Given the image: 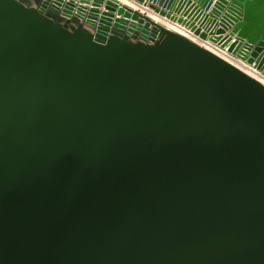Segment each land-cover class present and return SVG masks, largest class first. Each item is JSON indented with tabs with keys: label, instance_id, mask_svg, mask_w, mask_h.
Instances as JSON below:
<instances>
[{
	"label": "water",
	"instance_id": "95a60500",
	"mask_svg": "<svg viewBox=\"0 0 264 264\" xmlns=\"http://www.w3.org/2000/svg\"><path fill=\"white\" fill-rule=\"evenodd\" d=\"M0 0V264H264V0ZM141 9V11H140Z\"/></svg>",
	"mask_w": 264,
	"mask_h": 264
},
{
	"label": "built area",
	"instance_id": "2783aa9c",
	"mask_svg": "<svg viewBox=\"0 0 264 264\" xmlns=\"http://www.w3.org/2000/svg\"><path fill=\"white\" fill-rule=\"evenodd\" d=\"M194 36V35H193ZM195 37V36H194ZM196 38V37H195ZM190 39V38H189ZM198 41L197 43L206 48L205 44L208 45V42L204 41V40H200L198 38H196ZM195 41L194 39H190ZM215 46L217 47H213L212 46V52H214V54H216L217 56L223 58L224 60H226L227 62L231 63L232 65H234L235 67L239 68L240 70H242L243 72H245L246 74H248L249 76L254 75L262 80H264V75H262L256 68H254V66L252 65H248L247 63H245L244 61L232 56L231 54L227 53L226 49H221L217 44H215ZM207 49V48H206ZM245 70H248L249 72H246ZM252 77V76H251ZM254 78V77H253ZM256 79V78H255ZM258 80V79H257Z\"/></svg>",
	"mask_w": 264,
	"mask_h": 264
},
{
	"label": "bare ground",
	"instance_id": "6f19581e",
	"mask_svg": "<svg viewBox=\"0 0 264 264\" xmlns=\"http://www.w3.org/2000/svg\"><path fill=\"white\" fill-rule=\"evenodd\" d=\"M119 1H120L122 4H125V5L129 6L130 8H133V9L136 8L135 5L129 3L127 0H119ZM140 11H141V9H140ZM146 13H147V15H148L153 21L157 22L158 24L162 25L163 27H165V28H167V29H169V30H171V31H174V32H176V33H179V34L185 36V37L188 38V39H189V38H190V39H194L195 42L198 41V40L192 35V33L189 31V29H188L187 27L182 26V25H179V24H177V23L169 22V21H167V20H163V19L157 17L156 15L152 14L151 12H146ZM205 41L208 42V45L205 44L206 48H207L208 50H210L211 52H212V50H211V49H212V46H213V47H217V46H215V44L209 42L208 40H205ZM213 53H214V52H213ZM245 71H246V72H249L248 70H245ZM251 76L254 77V78H256V79H258L260 82L264 83V80H262V79H260V78H258V77H256V76H254V75H251Z\"/></svg>",
	"mask_w": 264,
	"mask_h": 264
}]
</instances>
